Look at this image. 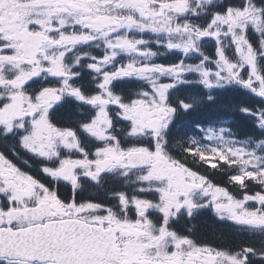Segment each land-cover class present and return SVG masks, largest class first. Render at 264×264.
Wrapping results in <instances>:
<instances>
[{"label":"snow or ice","instance_id":"1","mask_svg":"<svg viewBox=\"0 0 264 264\" xmlns=\"http://www.w3.org/2000/svg\"><path fill=\"white\" fill-rule=\"evenodd\" d=\"M0 264H264V0H0Z\"/></svg>","mask_w":264,"mask_h":264},{"label":"trees","instance_id":"2","mask_svg":"<svg viewBox=\"0 0 264 264\" xmlns=\"http://www.w3.org/2000/svg\"><path fill=\"white\" fill-rule=\"evenodd\" d=\"M199 227L211 238L213 232L219 228V225L215 224L212 220L208 218H203V222L199 224Z\"/></svg>","mask_w":264,"mask_h":264},{"label":"flooded vegetation","instance_id":"3","mask_svg":"<svg viewBox=\"0 0 264 264\" xmlns=\"http://www.w3.org/2000/svg\"><path fill=\"white\" fill-rule=\"evenodd\" d=\"M203 222V218H202V220L199 222V224H201Z\"/></svg>","mask_w":264,"mask_h":264}]
</instances>
